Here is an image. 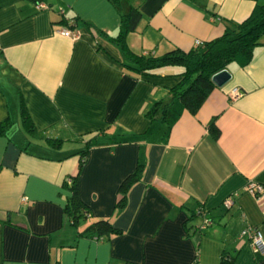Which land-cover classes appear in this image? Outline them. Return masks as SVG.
<instances>
[{
    "label": "crops",
    "instance_id": "obj_1",
    "mask_svg": "<svg viewBox=\"0 0 264 264\" xmlns=\"http://www.w3.org/2000/svg\"><path fill=\"white\" fill-rule=\"evenodd\" d=\"M263 4L127 0L124 7L141 14L127 44L143 56L188 53ZM71 22L77 39L60 33ZM120 22L110 0H0V123L10 124L0 135V264H220L224 255L232 264H264L242 236L250 227L264 239V196L258 202L244 191L264 187V36L249 63L229 64L231 80L196 114L184 111L166 138L165 125L147 114L171 101L183 69L128 72L107 40ZM23 104L34 134L22 124ZM47 139L64 143L51 149ZM92 139L79 173L72 153ZM138 165L139 181L118 209L119 186ZM78 174L88 213L73 227L63 184ZM101 219L121 233L81 236Z\"/></svg>",
    "mask_w": 264,
    "mask_h": 264
},
{
    "label": "trees",
    "instance_id": "obj_2",
    "mask_svg": "<svg viewBox=\"0 0 264 264\" xmlns=\"http://www.w3.org/2000/svg\"><path fill=\"white\" fill-rule=\"evenodd\" d=\"M110 1L120 11L121 22L117 35L107 40L118 47L125 57L124 69L130 73L145 76L151 75L154 71L167 66H179L183 69L180 82L170 91L171 101L168 103H155L147 114L150 121L154 122L158 119L160 123L165 125L164 137L166 138L181 114L184 111L196 114L210 93L215 89L211 82V77L226 69L231 63H235L239 67H245L252 58L253 50L260 45V39L264 36L263 4L257 5L250 16L241 24L232 27L227 26L221 37L206 42L200 47H195L194 50L188 53L172 50L160 57L137 55L129 49L126 38L136 30L141 20L140 11L131 5L125 8L124 5H126L127 0ZM73 24L74 22L66 23V26L71 28ZM21 120L26 130L34 134V127L24 104L21 107ZM9 126L10 124L7 120L0 123V135L5 134ZM208 129L210 135L217 139L219 131L216 126L211 123ZM46 142L51 149L56 150L61 149L64 143L63 140L59 139H47ZM117 143L112 141L110 144ZM95 145L96 141L92 139L85 144L82 150L72 153V155H76L79 158V173L82 166L86 163L89 151ZM140 175L141 166L138 165L119 186L118 209H122L125 206L127 193L139 181ZM63 186L70 195L63 212L71 220V225L75 227L88 213L87 207L79 197V174L65 181ZM199 214H202V212ZM194 215L196 216V214ZM188 229L192 230L193 228ZM120 233L121 231L115 228L110 221L101 219L92 223L81 236L102 241L110 235H119ZM232 261V256L224 255L220 264H232Z\"/></svg>",
    "mask_w": 264,
    "mask_h": 264
},
{
    "label": "built area",
    "instance_id": "obj_3",
    "mask_svg": "<svg viewBox=\"0 0 264 264\" xmlns=\"http://www.w3.org/2000/svg\"><path fill=\"white\" fill-rule=\"evenodd\" d=\"M41 8H45L44 6L40 5L38 6V9ZM61 35L63 36H70L74 39L78 38V35L76 33H74L73 31H71V29L69 27H65L60 31ZM203 43L200 41H196L195 42V46L196 47H200L202 46ZM232 98H238L240 96V93L234 89L233 91H231L230 93ZM244 191L251 194L253 197L256 198V200H258V202H261L263 196H264V187L262 185L259 184H255V183H250L248 184L245 188ZM24 202H26V199L23 200ZM232 205V199H228L224 202V207L229 208ZM210 224V222L208 220H204L201 228H199V230H205L206 227ZM242 236L247 237V239L250 241L251 246L254 250V253L256 255H260V256H264V239L262 234L255 228H250L247 227L243 232H242Z\"/></svg>",
    "mask_w": 264,
    "mask_h": 264
},
{
    "label": "water",
    "instance_id": "obj_4",
    "mask_svg": "<svg viewBox=\"0 0 264 264\" xmlns=\"http://www.w3.org/2000/svg\"><path fill=\"white\" fill-rule=\"evenodd\" d=\"M231 80L230 73L224 69L211 77V82L215 88H223Z\"/></svg>",
    "mask_w": 264,
    "mask_h": 264
},
{
    "label": "rangeland",
    "instance_id": "obj_5",
    "mask_svg": "<svg viewBox=\"0 0 264 264\" xmlns=\"http://www.w3.org/2000/svg\"><path fill=\"white\" fill-rule=\"evenodd\" d=\"M76 145H80V144H75V143L72 144V146H76Z\"/></svg>",
    "mask_w": 264,
    "mask_h": 264
}]
</instances>
